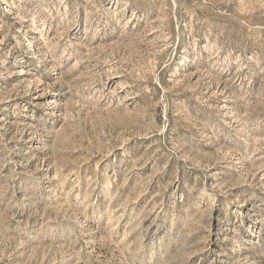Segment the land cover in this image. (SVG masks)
Masks as SVG:
<instances>
[{"label": "rangeland", "instance_id": "obj_1", "mask_svg": "<svg viewBox=\"0 0 264 264\" xmlns=\"http://www.w3.org/2000/svg\"><path fill=\"white\" fill-rule=\"evenodd\" d=\"M0 264H264V0H0Z\"/></svg>", "mask_w": 264, "mask_h": 264}]
</instances>
